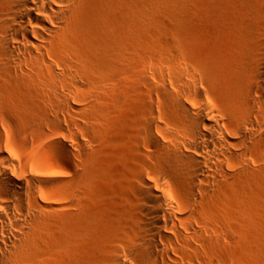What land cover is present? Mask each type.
<instances>
[{"label": "bare ground", "instance_id": "6f19581e", "mask_svg": "<svg viewBox=\"0 0 264 264\" xmlns=\"http://www.w3.org/2000/svg\"><path fill=\"white\" fill-rule=\"evenodd\" d=\"M82 3L0 0V264H33L34 245L49 233V222L62 213L72 216L83 199L82 171L90 147L76 132L81 128L74 114L78 109L69 96L86 74L65 41ZM262 36L258 41L249 36L251 52L229 71L231 100L217 96L219 75L183 57L172 63L168 85L159 63L143 68L163 101L150 100L136 117L137 214L131 245L111 247V264H211L198 254L205 237L216 233L205 217L206 203L227 187L236 196L244 167L257 163L260 170L264 162L258 151L249 152L264 139ZM119 46L113 65L117 82L134 55L126 39ZM28 76L40 81L34 89L18 82ZM46 89L59 95L54 100L46 96L55 105L43 103ZM96 90L90 86L92 95ZM164 108L178 119L171 120ZM53 133L65 138L51 141ZM21 139L27 146L23 153L15 148ZM49 145L68 157L64 179L46 172L38 161ZM55 183L65 184L64 200L48 193Z\"/></svg>", "mask_w": 264, "mask_h": 264}, {"label": "rangeland", "instance_id": "374dc122", "mask_svg": "<svg viewBox=\"0 0 264 264\" xmlns=\"http://www.w3.org/2000/svg\"><path fill=\"white\" fill-rule=\"evenodd\" d=\"M262 35L264 0H83L65 38L70 56L82 61L86 74L80 89L69 96L78 109L74 114L81 128L76 132L90 147L82 171L83 199L72 216L62 213L49 222V233L34 245L33 264H111V247L131 245L130 228L137 214L133 192L136 117L140 119V110L150 100L163 101L153 90L155 81L143 75V68L159 63L168 85L172 63L183 57L199 69L219 75L217 96L231 100L229 71L240 67L242 57L251 52L249 36L258 41ZM123 39L130 42L133 64L117 82L113 65ZM18 82L29 84L27 89L40 83L30 76ZM91 85L97 88L94 95ZM47 95L52 100L59 95L44 92L43 103L55 105L56 101H47ZM162 112L171 120L178 119L171 109ZM50 136L51 141L65 138L60 133ZM17 145L18 152L27 150L22 139ZM48 147L38 161L46 172L64 179L68 157L60 148ZM257 151L264 157V139L249 150ZM260 164V170L257 163L244 167L236 196L227 187L206 203L205 217L216 233L205 237L198 254L211 264L212 260L264 264V162ZM52 185L48 193L64 200L65 184Z\"/></svg>", "mask_w": 264, "mask_h": 264}]
</instances>
